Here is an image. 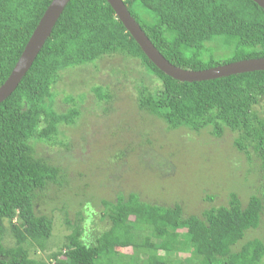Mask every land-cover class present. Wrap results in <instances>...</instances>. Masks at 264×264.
<instances>
[{"label":"trees","instance_id":"1","mask_svg":"<svg viewBox=\"0 0 264 264\" xmlns=\"http://www.w3.org/2000/svg\"><path fill=\"white\" fill-rule=\"evenodd\" d=\"M122 1L158 52L178 68L201 71L264 58V11L251 0ZM50 2L0 0V86ZM226 52L231 53L226 60L215 59ZM112 56L135 62L133 72L118 69V75L130 78L140 113L162 122L167 131H207L215 139L230 134L232 146L245 157L247 174L258 186L246 201L232 191L226 204L204 209L200 215H185L181 202L161 205L143 201L135 192L118 193L115 205L103 201L101 215L90 213L95 214L91 221L96 215L107 220V230L93 236L80 222L73 224L66 218L71 232L61 247L45 258L35 257L36 252L46 251L53 230L51 216L35 213L36 200L44 199L50 185L70 189L60 167L42 158L36 148L46 151L58 145L69 150L73 143L63 129L78 131L85 126L81 105L87 93L65 94L62 104L67 107L57 111L56 85L68 71ZM89 92L105 116L112 111L113 96L107 85H93ZM121 152L114 156L118 164L124 157ZM205 199L213 201L212 196ZM6 224L14 247L2 244ZM261 227L264 71L176 81L147 59L106 0H69L30 69L0 103V264H115L117 260L135 264L139 254L143 264H171L169 253H189L195 264H264V240L247 238ZM127 248L138 253L125 261L119 249Z\"/></svg>","mask_w":264,"mask_h":264},{"label":"rangeland","instance_id":"2","mask_svg":"<svg viewBox=\"0 0 264 264\" xmlns=\"http://www.w3.org/2000/svg\"><path fill=\"white\" fill-rule=\"evenodd\" d=\"M225 54L215 59L223 61L231 56L230 52ZM134 65L135 62L123 61L118 56L104 57L85 69L77 67L68 71L67 76L58 81L57 111L67 107L62 104L65 94L87 93V99L81 105L85 126H80L78 131L63 129L67 140L73 143L69 150L58 145L46 151L45 147L36 148L42 158L60 167L62 178L69 183L70 189L50 185L43 194L44 199L36 200L35 213L51 216L53 230L46 251L36 252L35 257L45 258L48 252H55L61 247L65 236L71 232L65 224L66 218L73 224L80 222L84 230L93 236L107 230L110 226L107 220H101L97 215L92 221L90 218L103 213V201L115 205L118 193L135 192L143 201L161 205L181 202L185 215H200L204 209L226 204L232 191L237 192L241 201H246L255 192L257 181L247 174L245 157L232 146L230 134L223 139H215L207 131L198 134L186 129L167 131L162 122L135 108L130 78L118 75V69L133 72ZM96 84L107 85L113 96L112 111L106 116L97 106L94 94L89 92ZM59 138L66 142V138ZM123 149L129 153L125 154ZM118 151L124 155L119 164L114 157ZM245 176H248L249 184L252 181L255 183L245 186ZM231 179L241 184L230 182ZM209 196L213 197V201L205 199ZM81 203L83 208H80ZM92 210L95 214L90 215ZM86 219L90 221L85 223ZM6 231L2 244L7 248L14 247L15 239L8 224ZM184 232L179 231L180 236ZM247 238L264 240V227L251 232ZM150 240L155 241V238ZM119 253L126 261V256L130 257L138 251L127 248L119 249ZM139 257L137 262L134 260L132 263L143 264V255L139 254ZM169 259L171 264H195L189 253H169Z\"/></svg>","mask_w":264,"mask_h":264},{"label":"water","instance_id":"3","mask_svg":"<svg viewBox=\"0 0 264 264\" xmlns=\"http://www.w3.org/2000/svg\"><path fill=\"white\" fill-rule=\"evenodd\" d=\"M251 1L264 11V0ZM68 2L69 0H51L29 37L10 75L0 86V103L10 96L26 72L30 69ZM106 2L147 59L161 72L176 81L189 83L200 82L237 74L264 71V58L237 61L201 71H190L178 68L169 63L153 46L138 23L131 16L122 0H106Z\"/></svg>","mask_w":264,"mask_h":264}]
</instances>
